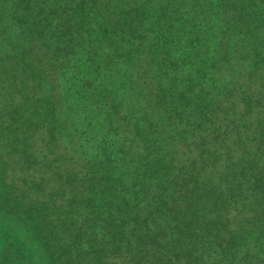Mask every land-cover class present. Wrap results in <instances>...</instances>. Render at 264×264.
Masks as SVG:
<instances>
[{
  "label": "trees",
  "instance_id": "trees-1",
  "mask_svg": "<svg viewBox=\"0 0 264 264\" xmlns=\"http://www.w3.org/2000/svg\"><path fill=\"white\" fill-rule=\"evenodd\" d=\"M0 223L22 264H264V0H0Z\"/></svg>",
  "mask_w": 264,
  "mask_h": 264
},
{
  "label": "rangeland",
  "instance_id": "rangeland-1",
  "mask_svg": "<svg viewBox=\"0 0 264 264\" xmlns=\"http://www.w3.org/2000/svg\"><path fill=\"white\" fill-rule=\"evenodd\" d=\"M2 227H6V226L0 223V228L2 229V232H4V228ZM2 232L0 231V264H22L21 261H23V258H24L23 248L21 247V245H19L18 247L17 244H14V243L10 244L11 239L8 238L10 240L8 239L5 240V237L4 235H2ZM19 243H20V240H19ZM4 254H6V258H4ZM18 260L20 262H18Z\"/></svg>",
  "mask_w": 264,
  "mask_h": 264
}]
</instances>
